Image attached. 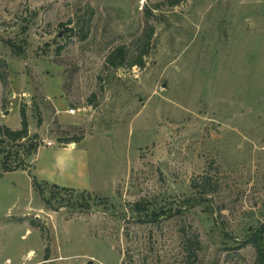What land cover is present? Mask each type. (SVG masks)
<instances>
[{
  "label": "rangeland",
  "instance_id": "374dc122",
  "mask_svg": "<svg viewBox=\"0 0 264 264\" xmlns=\"http://www.w3.org/2000/svg\"><path fill=\"white\" fill-rule=\"evenodd\" d=\"M22 111L0 264L258 263L264 0H0V129ZM73 143L94 192L36 178L35 147L44 169Z\"/></svg>",
  "mask_w": 264,
  "mask_h": 264
},
{
  "label": "crops",
  "instance_id": "0c3cea01",
  "mask_svg": "<svg viewBox=\"0 0 264 264\" xmlns=\"http://www.w3.org/2000/svg\"><path fill=\"white\" fill-rule=\"evenodd\" d=\"M45 144L47 146L46 142ZM78 146L79 144L76 148L61 147V149L54 151L52 153L54 159L51 162H46L44 169L37 164L40 162L39 152L43 148L40 146L32 158V168L37 173L36 178L40 182L57 185L65 189L94 192V186L90 180L89 163L81 153H77ZM32 168H28V170H32Z\"/></svg>",
  "mask_w": 264,
  "mask_h": 264
},
{
  "label": "trees",
  "instance_id": "16d2710c",
  "mask_svg": "<svg viewBox=\"0 0 264 264\" xmlns=\"http://www.w3.org/2000/svg\"><path fill=\"white\" fill-rule=\"evenodd\" d=\"M144 54V53H143ZM120 59H124V52L122 49H119L117 51H114L112 54L109 55L108 57V64L115 67V68H119L124 66L121 63H118V60ZM144 65L143 62V56L140 55L134 62L131 63V66H140L142 67ZM21 116H22V129L18 130V131H13L9 128H2L0 129V140L5 141H13V142H18V141H22L24 139H28L29 138V124H28V120L26 117V113L25 111L21 112ZM39 146L34 148V151L37 152ZM23 165H20L19 167H21ZM17 168L13 169L11 167H9V165H5V172H13L15 171ZM35 185L36 187H39V183L37 181V179H34ZM208 183L207 181H203L202 183H200V185H196L197 189L204 195H208L210 194V192H212L211 189H208ZM54 188L56 189H64L67 190L65 188H61L57 185H53ZM248 243L252 244L254 246V248L257 251V255H258V263L257 264H264V227H262L260 230L256 231L255 233H253L251 236H249V241Z\"/></svg>",
  "mask_w": 264,
  "mask_h": 264
},
{
  "label": "built area",
  "instance_id": "2783aa9c",
  "mask_svg": "<svg viewBox=\"0 0 264 264\" xmlns=\"http://www.w3.org/2000/svg\"><path fill=\"white\" fill-rule=\"evenodd\" d=\"M70 114H74L75 113V110H70L69 111ZM54 143L52 141H47V146H53ZM77 144L76 143H73V144H69V147L71 148H76Z\"/></svg>",
  "mask_w": 264,
  "mask_h": 264
}]
</instances>
